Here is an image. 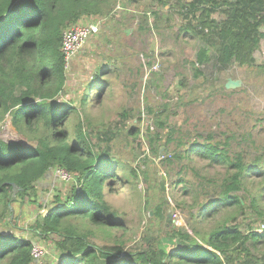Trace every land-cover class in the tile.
<instances>
[{
	"label": "trees",
	"instance_id": "16d2710c",
	"mask_svg": "<svg viewBox=\"0 0 264 264\" xmlns=\"http://www.w3.org/2000/svg\"><path fill=\"white\" fill-rule=\"evenodd\" d=\"M117 4L118 0H0V117L8 114L19 137L34 144L0 139V203L8 209L10 201L34 197L44 187L41 182L48 170L61 168L73 177L71 187L64 197L55 195L51 206L43 208L45 214L38 213L34 226L35 235L54 243L58 264H259L253 251L260 246L264 251V231L243 233L237 226L248 198L237 193L246 192L251 175L262 177L257 196L264 193V154L250 160L240 152L230 155L231 136L216 140L211 132L181 152L189 134L170 127L161 118L164 114L153 116L152 122L157 130H166L165 150L172 146L169 159L163 160L166 166L174 161L188 164L195 154L209 166L226 168L221 182L212 188L199 184L193 190V182L178 179L183 194L192 193L189 230L170 229L165 246L152 244L137 252H125L121 244L97 247L87 239L89 229L81 232L79 225L85 228L86 223L105 229L122 227L105 195L119 179L114 170H130L136 182L139 175L128 162L110 163L94 150L85 131L87 93L82 95L80 111L60 99L66 81L61 38L79 20L107 16ZM176 9L184 19L178 34L201 41L194 56L198 67L210 62L219 68L232 62L254 63V53L264 40V0H190L178 2ZM139 22L146 23V18ZM134 132L130 128L129 133ZM158 139L154 133L149 141L156 154ZM187 164L182 168L195 172ZM250 204L254 209L255 199ZM152 212L164 218L161 204ZM202 221L210 223L205 230L199 225ZM32 245L28 239L0 231V264H34Z\"/></svg>",
	"mask_w": 264,
	"mask_h": 264
},
{
	"label": "rangeland",
	"instance_id": "374dc122",
	"mask_svg": "<svg viewBox=\"0 0 264 264\" xmlns=\"http://www.w3.org/2000/svg\"><path fill=\"white\" fill-rule=\"evenodd\" d=\"M188 1L118 0L109 15L92 20L99 21L97 33L84 43L65 70L60 99L70 101L80 111L82 95L87 93L85 131L94 150L110 163L128 162L139 175L136 182L130 170H114L119 179L105 195L122 227L79 225L81 232L91 231L87 239L97 247L121 244L125 252H137L152 244L165 246L170 229L189 230L187 211L192 193L183 194L178 179L184 177L193 182V190H198L199 184L212 188L225 176L224 165L209 166L206 159L195 154H191L188 164L174 161L166 166L163 160L170 157L172 146L165 150L166 130L156 129L153 116L164 114L161 118L170 127L187 131L189 139L181 152L211 132L216 140L222 135L231 136L227 147L230 155L240 152L250 160L264 154V40L250 66L232 62L219 68L210 62L198 67L194 56L201 41L178 34L184 19L177 14L176 6ZM144 17L146 23L142 24L139 21ZM100 68L107 72H99ZM228 79L240 80L241 85L226 89ZM132 127L134 134L129 133ZM154 133L159 134L157 154L149 146ZM0 139L34 145L19 137L8 114L0 117ZM185 163L195 172L182 168ZM261 178L251 175L245 184L246 192L237 193L241 197L248 194L244 214L237 220L243 233L251 229L258 232L264 223V193L257 196ZM72 181L71 175L68 180L55 178L52 169L34 197L10 201L8 209L0 203V231L38 245L42 254L34 264L60 262L54 243L35 235L34 226L38 213L51 206L55 195L64 197ZM252 198L254 209L250 207ZM157 204L162 205L164 218L153 214ZM78 221L71 223L79 224ZM209 224L199 223L204 230ZM253 255L259 264H264L261 246Z\"/></svg>",
	"mask_w": 264,
	"mask_h": 264
},
{
	"label": "built area",
	"instance_id": "2783aa9c",
	"mask_svg": "<svg viewBox=\"0 0 264 264\" xmlns=\"http://www.w3.org/2000/svg\"><path fill=\"white\" fill-rule=\"evenodd\" d=\"M99 29V21L79 22L64 30L61 38L60 52L63 56V66L66 70L74 58L80 51L84 43ZM54 177L60 180H68L70 174L64 169H54ZM264 231V223L261 224L258 232ZM32 259L35 261L40 259L42 251L38 245L33 244L30 251Z\"/></svg>",
	"mask_w": 264,
	"mask_h": 264
},
{
	"label": "water",
	"instance_id": "95a60500",
	"mask_svg": "<svg viewBox=\"0 0 264 264\" xmlns=\"http://www.w3.org/2000/svg\"><path fill=\"white\" fill-rule=\"evenodd\" d=\"M151 50H152V47H151ZM240 85H241V81H240V80H232V79H228V80L226 81L224 87H225L226 89H232V88H237V87H239ZM49 173H50V171L48 170V173H47V174H49ZM160 186H161V189L163 190V189H164V188H163V181H161ZM44 214H45V212H44ZM169 217H170V215H168L167 220H169Z\"/></svg>",
	"mask_w": 264,
	"mask_h": 264
},
{
	"label": "crops",
	"instance_id": "0c3cea01",
	"mask_svg": "<svg viewBox=\"0 0 264 264\" xmlns=\"http://www.w3.org/2000/svg\"><path fill=\"white\" fill-rule=\"evenodd\" d=\"M87 21H91V19L83 18V19L79 20L78 23H79V22L83 23V22H87Z\"/></svg>",
	"mask_w": 264,
	"mask_h": 264
}]
</instances>
